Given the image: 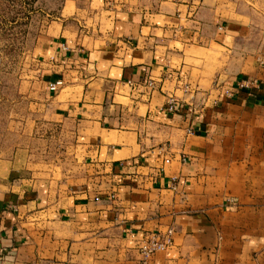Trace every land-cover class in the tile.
I'll return each mask as SVG.
<instances>
[{"label":"crops","instance_id":"obj_1","mask_svg":"<svg viewBox=\"0 0 264 264\" xmlns=\"http://www.w3.org/2000/svg\"><path fill=\"white\" fill-rule=\"evenodd\" d=\"M41 39L0 264H264V0H65Z\"/></svg>","mask_w":264,"mask_h":264},{"label":"rangeland","instance_id":"obj_2","mask_svg":"<svg viewBox=\"0 0 264 264\" xmlns=\"http://www.w3.org/2000/svg\"><path fill=\"white\" fill-rule=\"evenodd\" d=\"M65 0H0V154L11 129L24 130L29 103L39 100L42 36Z\"/></svg>","mask_w":264,"mask_h":264},{"label":"built area","instance_id":"obj_3","mask_svg":"<svg viewBox=\"0 0 264 264\" xmlns=\"http://www.w3.org/2000/svg\"><path fill=\"white\" fill-rule=\"evenodd\" d=\"M61 84H62L61 81L51 83L50 89L56 91ZM176 104L177 102L175 101V99H172L169 102L168 109L171 111H175L177 107ZM171 244H172V239L169 234L165 236L155 234L141 247V254H142L141 264H148L149 259L155 252L159 250H165Z\"/></svg>","mask_w":264,"mask_h":264}]
</instances>
